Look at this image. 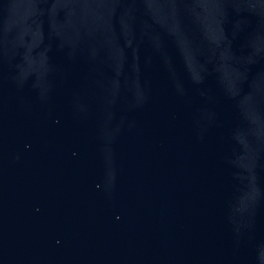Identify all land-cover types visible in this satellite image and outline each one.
I'll use <instances>...</instances> for the list:
<instances>
[{"label": "water", "instance_id": "water-1", "mask_svg": "<svg viewBox=\"0 0 264 264\" xmlns=\"http://www.w3.org/2000/svg\"><path fill=\"white\" fill-rule=\"evenodd\" d=\"M0 264H264V0H0Z\"/></svg>", "mask_w": 264, "mask_h": 264}]
</instances>
